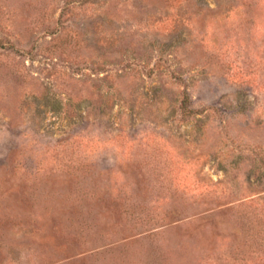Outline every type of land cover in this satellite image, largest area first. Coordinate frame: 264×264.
Here are the masks:
<instances>
[{
    "label": "rangeland",
    "instance_id": "374dc122",
    "mask_svg": "<svg viewBox=\"0 0 264 264\" xmlns=\"http://www.w3.org/2000/svg\"><path fill=\"white\" fill-rule=\"evenodd\" d=\"M0 264H264V0H0Z\"/></svg>",
    "mask_w": 264,
    "mask_h": 264
},
{
    "label": "trees",
    "instance_id": "16d2710c",
    "mask_svg": "<svg viewBox=\"0 0 264 264\" xmlns=\"http://www.w3.org/2000/svg\"><path fill=\"white\" fill-rule=\"evenodd\" d=\"M190 98L189 96L186 94L182 101H181V108L183 109V111L187 114H191V113H195L197 114V111H193L192 108H190L189 103H190ZM206 111V110H205Z\"/></svg>",
    "mask_w": 264,
    "mask_h": 264
}]
</instances>
